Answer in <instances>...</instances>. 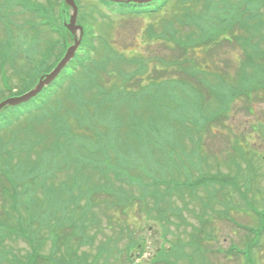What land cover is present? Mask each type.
<instances>
[{"label":"rangeland","instance_id":"obj_1","mask_svg":"<svg viewBox=\"0 0 264 264\" xmlns=\"http://www.w3.org/2000/svg\"><path fill=\"white\" fill-rule=\"evenodd\" d=\"M29 1L57 16L60 0ZM79 2L83 7L79 22L89 45L96 47L89 61L51 99L40 100L37 109L0 128V229L14 228L5 232L0 244V250L7 251H0V264H52L54 257H61V264L81 257L86 264H244L229 258L226 251L232 241L245 248L246 233L232 221L259 228L256 218L264 216V90L258 89L251 98L231 97L225 103L229 110L220 112V99L230 94L228 87L239 85L240 76L262 75L240 65L248 57V51L236 45L246 38L237 36L242 21L226 31L230 24L226 16L209 17L223 20L216 24L220 35L202 40L203 26L197 30L193 26L207 16L201 0H170L158 12L127 16H114L96 0ZM211 3L216 14L230 8L226 0ZM233 6L234 15L242 11L238 0ZM34 17L20 12L12 0H0L4 53L0 58L5 56L17 67L11 70L6 64L4 69L15 94L23 90V75L36 80L61 58L66 46L55 20L39 21L40 33ZM250 25L254 37L246 44L264 47V23L251 20ZM164 30L175 31L180 40L187 41L190 35L193 42H201L203 48L184 52L198 63L192 64L196 78L192 83L176 80L190 77V70L180 72L175 66L165 80L143 75L150 68L149 76L163 77L158 67L170 61L168 49L173 62L182 58L173 41L150 39L165 34ZM255 56L264 64L262 56ZM135 57L142 59L139 64L132 61ZM1 76L0 71V80ZM140 82L148 85L147 90L141 88L139 107H132L128 103L134 96L125 91L136 93ZM205 83L216 93L207 105L203 94L212 92L204 90ZM3 90L0 81V102L8 96ZM209 115L212 121L201 130L194 117L204 116L207 121ZM155 123L165 139L155 128H140ZM51 140L55 155L53 147L48 149ZM173 141L177 148L170 146ZM117 149L133 152L123 155ZM5 155L10 159L2 163ZM130 160L140 165L134 169ZM110 171L129 177L118 180ZM138 176L139 182L146 181L154 189L156 201L164 199L160 205L166 207V220L158 219L163 209H158L155 198L146 197L139 211L138 205L124 210L127 206L120 204V188L127 192V202L139 194L140 187L126 181ZM7 179L15 181V189ZM220 179L229 182L225 189ZM100 185L107 186L108 193L86 196V188ZM55 191L63 196L62 209L46 211L47 196ZM141 216L147 218L140 221ZM134 243H140L139 248ZM254 251L257 264H264V250ZM37 255L42 258L36 263Z\"/></svg>","mask_w":264,"mask_h":264},{"label":"trees","instance_id":"obj_2","mask_svg":"<svg viewBox=\"0 0 264 264\" xmlns=\"http://www.w3.org/2000/svg\"><path fill=\"white\" fill-rule=\"evenodd\" d=\"M264 22V21H263ZM243 27H245V25L243 24L242 25ZM232 28H233V24H227V27H226V31L227 30H232ZM240 28H242L241 26H240ZM237 30H239L238 28H236ZM216 34L217 35H219L220 34V31L218 30V27L216 28ZM213 38H211V40H212ZM247 40H250V38L248 37L247 38ZM257 48L259 49V50H261V51H263V55L262 56H264V49H261L259 46H257ZM259 57H260V55H259ZM85 59V58H84ZM84 59H76V60H74L73 62H72V64H71V68L73 69V70H77L81 65H83L85 62H84ZM242 66H244V65H242ZM250 67H251V69L252 70H254L256 73H261V72H264V64H261V63H258V60H257V58H255L253 61H252V64L250 65ZM248 69H250V68H248ZM172 71V69H171V67L168 65V66H166V67H164L163 68V70H161V72H162V74H163V77H157L158 76V74H156L155 76H152V77H150L149 75H148V77H150V78H152V79H154V81H157V80H160V79H167L166 77V75L169 73V72H171ZM66 74H62V76H61V78H63V76H65ZM221 75V74H220ZM22 77H24V75L22 76ZM180 79V78H179ZM192 79H193V77H191V78H181V81L183 82V84H185L186 83V80H188V82H193L192 81ZM254 79V78H253ZM36 83V81H29V80H24V88H23V90L19 93V94H21V93H23L24 91H27V90H29V89H31V87L34 85ZM138 83L139 82H137V85H138ZM238 91H239V89H240V91L238 92L237 90H236V88H234V89H232V88H230V87H228L227 89H228V92L230 93L229 95H227V94H225L224 95V98H223V100L222 99H220L221 101H223L222 102V105H223V107L220 109V110H222V111H224V112H226L227 110H229V108L225 105V103L229 100V98H231L232 96H237V95H239V94H243V95H245L246 97H248V98H251V96H252V94L253 93H255V91H257L258 89H264V80H260V79H255V80H251V76L248 74V78H247V80L246 79H244V78H242L239 82H238ZM143 85V84H142ZM141 86V82H140V84H139V86H138V88ZM206 87V86H205ZM137 88V89H138ZM207 88V87H206ZM206 88L204 89L205 91H207L206 90ZM51 88H49L48 90H50ZM242 90V91H241ZM47 91V90H46ZM45 91V92H46ZM44 95H45V93H44ZM207 96V99H205L204 100V103L207 105V100L211 97L210 95H209V93H204V97H206ZM219 100V101H220ZM204 104V105H205ZM204 106V108H205V110H206V108H207V106ZM32 108V103H29V104H27V105H23V106H21V107H15V108H8V109H6L5 111H3L1 114H0V126H3V125H5V124H7V123H10V122H13L14 120H16V119H18L21 115H23L24 113H26V112H29L30 111V109ZM155 127H158V125L157 124H151L150 125V127L149 128H146V127H144L143 125H141L140 124V128L142 129V130H145V131H151L153 128H155ZM154 130H156L158 133H160V136H161V130H159V129H157V128H155ZM162 137V136H161ZM163 138V137H162ZM163 139H165V138H163ZM168 142V141H167ZM169 143V142H168ZM175 145H176V143L173 141V142H171L170 143V146H172V147H175ZM53 147V149H54V155H55V152H56V148H55V145H54V142L51 140V143H50V147H48V149H50V148H52ZM48 155V154H47ZM9 159H10V157L8 156V155H5V157H4V159L3 160H1V162L2 163H7L8 161H9ZM54 159H55V156L54 157H52L50 160H51V162L53 163L54 162ZM6 171H9V170H6ZM3 172H5V171H3ZM44 173V172H43ZM9 182H10V184H11V187L13 188V189H15V187H16V184H15V181H12V180H9V179H7ZM141 185L146 189L143 193H142V195L141 196H139V197H136V196H134L133 195V197L131 198V201H129V202H127V199L125 198V195L124 194H118L119 195V201L121 202L120 204L122 205V204H124V205H126L127 207H125L124 208V210L125 209H132V208H134L136 205H140L141 203H144L145 202V199H146V197L147 196H149V193H148V187H149V185H147V183H145V181H143V182H141ZM104 187L102 186H98V187H89V188H86V196L88 195V193H90V196L92 195V196H94V195H99V194H103V193H108V192H106L104 189H103ZM57 193V191H55V194H52V193H50L49 192V195L47 196V199H46V205L48 206L45 210L46 211H50L51 209H56V210H58V209H62L61 208V205H60V200H61V198L63 197V196H61V194L60 193H58V194H56ZM83 193V192H82ZM84 194V193H83ZM163 198V197H162ZM161 198V199H162ZM38 200L39 201H43L42 199H40V198H38ZM97 200H93V202L95 203ZM159 201H161L160 199H158L157 200V204H156V206L158 207V209H163V212H161L160 214H161V216L162 217H166V215H165V211H166V208H163V207H161V205H160V203L161 202H159ZM98 202V201H97ZM36 203H37V201H36ZM63 215V214H62ZM51 216H53V217H55L56 215H53V214H51ZM65 217V215H63V218ZM60 227H62V224L61 225H59ZM14 230V228L13 227H11V228H9V227H7V229H6V231L5 232H8V233H11L12 231ZM18 230V229H17ZM5 232H3L1 229H0V244L3 242V236H6V234H5ZM3 244V243H2ZM135 245H136V243H134ZM32 248V247H31ZM0 251H2V252H5L6 254H7V251H6V249H3V250H0ZM41 256V255H40ZM42 258V257H41ZM41 258H39V255H37L36 257H34V261H36V263L38 262V260H40ZM61 257H54V259H53V262H52V264H57L58 262H59V264H61ZM72 261V263L73 264H86V261H87V259L85 258V257H81V258H70L69 259V261L67 262V263H65V261H62V264H70V262Z\"/></svg>","mask_w":264,"mask_h":264},{"label":"water","instance_id":"obj_3","mask_svg":"<svg viewBox=\"0 0 264 264\" xmlns=\"http://www.w3.org/2000/svg\"><path fill=\"white\" fill-rule=\"evenodd\" d=\"M66 2L74 9V15L72 16V20H71V26H73L77 15V9L74 0H66ZM71 26H69V29L72 32H74V29L71 28ZM78 46H79V41H77L75 45L68 50V53L66 54L65 58L61 61V63L52 73L45 75L43 78L40 79L38 85L34 90L21 97L11 98L4 101L3 103L0 104V111L8 106H16L28 102L31 98L35 97L45 86H48L50 83H52L57 78L59 73L67 66V64L74 57Z\"/></svg>","mask_w":264,"mask_h":264},{"label":"flooded vegetation","instance_id":"obj_4","mask_svg":"<svg viewBox=\"0 0 264 264\" xmlns=\"http://www.w3.org/2000/svg\"><path fill=\"white\" fill-rule=\"evenodd\" d=\"M241 228L245 229V231H249L244 237L246 240L244 244L245 248H241L237 242L232 241L226 251L229 255L228 257L235 260L241 259L244 264H257L256 251L253 252V249L258 247L260 250H264V224L261 225V232L255 234L251 232L252 229H249L247 226H242Z\"/></svg>","mask_w":264,"mask_h":264}]
</instances>
